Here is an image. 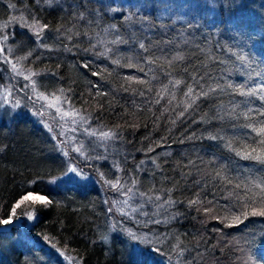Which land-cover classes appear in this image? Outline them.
I'll use <instances>...</instances> for the list:
<instances>
[{
	"label": "trees",
	"instance_id": "trees-1",
	"mask_svg": "<svg viewBox=\"0 0 264 264\" xmlns=\"http://www.w3.org/2000/svg\"><path fill=\"white\" fill-rule=\"evenodd\" d=\"M50 1L0 0V25L43 92L110 133L105 177L115 165L167 204V223L147 226L155 248L182 264H264V0H215L213 23L191 15L194 0ZM65 138L0 115V221L34 215L29 232L0 231V264H64L59 251L149 264L127 238H106L98 162L84 168L100 188L62 177L74 163Z\"/></svg>",
	"mask_w": 264,
	"mask_h": 264
},
{
	"label": "rangeland",
	"instance_id": "rangeland-1",
	"mask_svg": "<svg viewBox=\"0 0 264 264\" xmlns=\"http://www.w3.org/2000/svg\"><path fill=\"white\" fill-rule=\"evenodd\" d=\"M193 5L194 9L190 10L192 16L201 12L208 17V22L213 23L215 0H194ZM30 26L34 35H37L40 28ZM7 28L10 26L0 25V115L4 112H9L10 115L16 113L31 115L45 127H53L56 131L58 129L61 135H65L66 147L70 149L74 159L67 173L62 176L68 181L79 185H97L100 188L98 179L84 168V165L91 163L90 158L98 162L96 171L102 174L106 183L101 192L106 196L105 201L113 214L106 238L109 239L115 233L127 238L134 251L149 264H182L180 257H175L174 260L164 257L154 246L156 243L153 240V233L147 229L149 220H158L162 217L163 222L167 223L170 219V216H167L169 211L167 204L156 197L143 196L134 188V183H130L125 175L121 174V169L115 165H109L113 177H105V173L99 167V161L104 163L109 160L99 151L110 142L108 140L110 133L89 128L83 114L74 109L64 96L42 91L41 77L26 68L21 58L19 60L14 57L15 49L10 46L5 34ZM39 35L40 33L37 36ZM75 162L83 165L79 166ZM60 180L61 178H57L53 183ZM22 217L24 220L20 228L29 232L34 215L27 214ZM59 253L63 256L64 264H81L76 258L65 255L63 251Z\"/></svg>",
	"mask_w": 264,
	"mask_h": 264
},
{
	"label": "snow or ice",
	"instance_id": "snow-or-ice-1",
	"mask_svg": "<svg viewBox=\"0 0 264 264\" xmlns=\"http://www.w3.org/2000/svg\"><path fill=\"white\" fill-rule=\"evenodd\" d=\"M261 131L264 132V129H261ZM256 158L262 159V157H256ZM29 199H36V200H39L40 202H43V203L48 202L47 198L44 196H38V197L33 198L32 193H29L27 196L24 197V200H29ZM17 207H19V205H17ZM261 214L264 215V212H262ZM0 223L7 225V224L12 223V220L6 219V220L0 221Z\"/></svg>",
	"mask_w": 264,
	"mask_h": 264
},
{
	"label": "water",
	"instance_id": "water-1",
	"mask_svg": "<svg viewBox=\"0 0 264 264\" xmlns=\"http://www.w3.org/2000/svg\"><path fill=\"white\" fill-rule=\"evenodd\" d=\"M23 217H16L12 219V223L10 224H0V231H9L12 228L20 227L23 223Z\"/></svg>",
	"mask_w": 264,
	"mask_h": 264
}]
</instances>
